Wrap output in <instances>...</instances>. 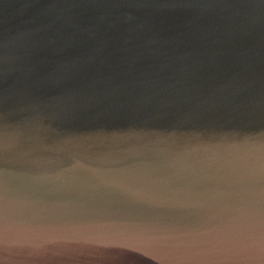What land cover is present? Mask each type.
<instances>
[{
    "label": "water",
    "instance_id": "95a60500",
    "mask_svg": "<svg viewBox=\"0 0 264 264\" xmlns=\"http://www.w3.org/2000/svg\"><path fill=\"white\" fill-rule=\"evenodd\" d=\"M0 264H264V0H0Z\"/></svg>",
    "mask_w": 264,
    "mask_h": 264
}]
</instances>
